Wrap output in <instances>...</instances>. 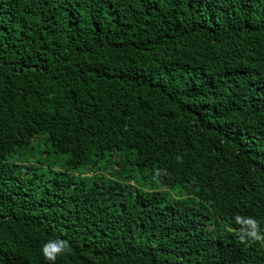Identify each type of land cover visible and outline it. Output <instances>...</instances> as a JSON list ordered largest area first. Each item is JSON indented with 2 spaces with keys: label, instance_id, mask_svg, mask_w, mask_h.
Returning <instances> with one entry per match:
<instances>
[{
  "label": "trees",
  "instance_id": "obj_1",
  "mask_svg": "<svg viewBox=\"0 0 264 264\" xmlns=\"http://www.w3.org/2000/svg\"><path fill=\"white\" fill-rule=\"evenodd\" d=\"M51 240L264 264V0H0V264Z\"/></svg>",
  "mask_w": 264,
  "mask_h": 264
},
{
  "label": "clouds",
  "instance_id": "obj_2",
  "mask_svg": "<svg viewBox=\"0 0 264 264\" xmlns=\"http://www.w3.org/2000/svg\"><path fill=\"white\" fill-rule=\"evenodd\" d=\"M49 249H51L52 253L55 254L62 253L66 250V242L62 240H51L43 246L42 249L43 253L47 257V259L52 261L54 264L56 257L55 255H51V256L48 255Z\"/></svg>",
  "mask_w": 264,
  "mask_h": 264
},
{
  "label": "rangeland",
  "instance_id": "obj_3",
  "mask_svg": "<svg viewBox=\"0 0 264 264\" xmlns=\"http://www.w3.org/2000/svg\"><path fill=\"white\" fill-rule=\"evenodd\" d=\"M41 157H43L42 155H40L38 152L34 155V157L32 158V161H36V160H38V159H40ZM44 158V157H43ZM43 160V162L45 161L44 159H42ZM47 160L48 161H51V162H48V161H46V162H48L49 164L51 163V169L52 170H57V169H59V163H58V161H55V157L54 156H48V158H47Z\"/></svg>",
  "mask_w": 264,
  "mask_h": 264
}]
</instances>
